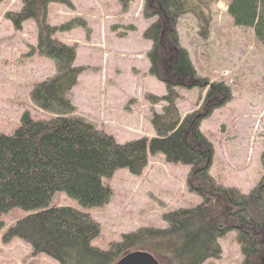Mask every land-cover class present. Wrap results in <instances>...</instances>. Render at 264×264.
<instances>
[{
	"label": "rangeland",
	"instance_id": "obj_1",
	"mask_svg": "<svg viewBox=\"0 0 264 264\" xmlns=\"http://www.w3.org/2000/svg\"><path fill=\"white\" fill-rule=\"evenodd\" d=\"M144 1L132 0L123 10L118 0H68L69 6L50 3L46 10L49 26L84 22L83 28L54 35L74 47L73 66L82 68L67 99L74 116L103 130L117 144L154 138L151 117L165 106L160 100L166 94L164 74L160 71L155 78L148 73L152 43L143 35L155 18L144 17ZM199 1L206 7L203 18L178 15L175 33L200 85L174 87V105L183 119L202 109L212 83L224 85L226 96L217 97L213 104L218 107L211 105L199 123V132L212 150L207 175L215 185L248 194L264 177V47L252 30L231 24L227 0ZM21 7V0L0 1V134L5 136L19 127L24 113L33 120L50 116L35 108L30 92L56 72L54 63L35 51V22L24 21L17 30L7 19ZM190 171V166L167 163L162 154H148L139 175L120 169L103 180L112 192L107 205L83 209L63 193H55L49 208L88 214L99 227L91 245L106 251L139 228H166V213L200 205L203 198L187 184ZM32 213L15 209L1 216L0 264H58L43 254L33 255L28 244L8 237L9 230ZM217 244L219 258L203 264H242L235 231L227 232Z\"/></svg>",
	"mask_w": 264,
	"mask_h": 264
},
{
	"label": "trees",
	"instance_id": "obj_2",
	"mask_svg": "<svg viewBox=\"0 0 264 264\" xmlns=\"http://www.w3.org/2000/svg\"><path fill=\"white\" fill-rule=\"evenodd\" d=\"M131 1L118 0L123 10ZM144 2V17L155 18L143 35L152 43L148 73L155 78L160 71L164 74L166 94L160 100L165 106L161 114L151 117L154 138L125 144H117L103 130L74 116L75 109L67 99L82 68L73 66L74 47L54 35L83 28L84 22L71 20L53 27L45 23V17L50 3L69 6L68 0H21L20 11L6 15L17 30L24 21L35 22V51L51 60L56 72L30 92L35 108L50 116L33 120L24 113L11 135L0 134V230L2 215L15 209L34 212L19 220L8 237L28 244L33 255L43 254L58 264H115L134 250L148 252L158 264H203L219 258L217 240L235 231L242 264H264V177L243 194L234 187L215 185L207 175L212 150L199 132V123L211 107H218L213 102L226 96V88L212 83L202 109L183 119L174 105V87L200 85L179 46L176 20L183 13L201 20L206 7L199 6V0ZM225 6L231 24L252 30L254 39L264 47V0H227ZM148 154H162L167 163L190 166L188 187L203 198L198 206L164 214L166 228H139L102 251L91 245L99 227L88 214L66 207L49 208L55 193H63L83 209L107 205L112 192L103 180L120 169L139 175Z\"/></svg>",
	"mask_w": 264,
	"mask_h": 264
},
{
	"label": "water",
	"instance_id": "obj_3",
	"mask_svg": "<svg viewBox=\"0 0 264 264\" xmlns=\"http://www.w3.org/2000/svg\"><path fill=\"white\" fill-rule=\"evenodd\" d=\"M115 264H158V262L145 251H132L122 256Z\"/></svg>",
	"mask_w": 264,
	"mask_h": 264
}]
</instances>
